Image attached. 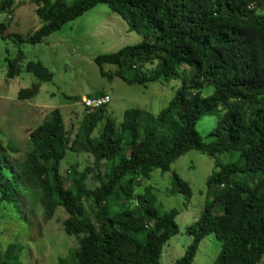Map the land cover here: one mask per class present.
I'll return each mask as SVG.
<instances>
[{
  "label": "trees",
  "instance_id": "obj_1",
  "mask_svg": "<svg viewBox=\"0 0 264 264\" xmlns=\"http://www.w3.org/2000/svg\"><path fill=\"white\" fill-rule=\"evenodd\" d=\"M43 26L28 39L32 45L76 20L98 4H107L129 23L130 31L155 30L154 40L127 46L116 53L99 55L100 75L112 81L144 88L183 77L169 104L159 113L130 108L121 128L108 114L107 104L84 112L76 138L67 130L61 109L56 108L30 133L29 150L18 174L10 172L8 154L0 147V210L13 207L30 186L47 219L62 207L68 236L78 247L61 264H162L165 245L179 233L172 209L161 213L151 186H144L155 170L167 172L179 156L191 150L210 155L236 151L235 161L219 164L208 179V198L198 221L189 226L194 241L174 264H192L201 241L215 234L221 251L214 264H261L264 257V0H33ZM14 0L0 1V15L13 11ZM12 20V17L11 19ZM7 22H0V37ZM20 43L25 40L14 36ZM24 53L9 62L7 78L22 72ZM104 65L115 67L107 72ZM150 65L151 69L146 66ZM188 67V71L183 69ZM26 71L37 83L18 92L20 100H32L52 74L40 63ZM214 93L203 96L205 86ZM106 97L88 96L96 99ZM108 97V96H107ZM74 103L81 98L66 96ZM222 108V110L220 109ZM207 114L218 123L205 142L197 130ZM100 134L93 136L101 127ZM16 153L15 145L7 146ZM129 152V154H128ZM90 154L95 171L68 168L64 181L61 164L68 154ZM105 167V169H103ZM99 186L91 190L87 181ZM14 175V176H12ZM172 194L192 198L189 184L173 174ZM143 187V191L137 190ZM83 199L90 200L85 208ZM16 206V205H15ZM0 264H22L17 243L0 252Z\"/></svg>",
  "mask_w": 264,
  "mask_h": 264
},
{
  "label": "rangeland",
  "instance_id": "obj_2",
  "mask_svg": "<svg viewBox=\"0 0 264 264\" xmlns=\"http://www.w3.org/2000/svg\"><path fill=\"white\" fill-rule=\"evenodd\" d=\"M14 1L13 11L0 15V22L8 23L6 34L13 36L8 39L0 37V147L7 151L6 167L13 174H18L20 163L29 150L30 133L54 109H61L66 128L74 139L80 131L84 112L88 111L83 105L85 97L98 96L99 93L108 96V114L115 119L117 128L120 129L126 110L140 108L157 114L169 104L184 82L181 76L169 83H152L144 88L128 85L119 78L109 81L100 75L96 57L116 53L143 40H154L157 35L155 30L130 31L128 21L107 4H98L45 37L42 43L32 45L27 39L43 26V20L36 13L33 0ZM16 35L25 41L20 43L14 37ZM19 50L24 53L22 72L17 79L9 80V62L18 58ZM30 62H40L52 74L53 79L49 83H43L39 94L32 100H20L19 90L31 88L38 82L32 73L26 71ZM147 67L151 69L147 65L145 70ZM104 69L112 72L115 67L104 65ZM183 69L188 71L187 66H183ZM213 93L212 85H206L202 90L203 96ZM66 96L81 100L69 103ZM218 119L217 115L207 114L198 122L197 130L205 142L212 140L209 135ZM100 126L93 134L94 137L100 134L102 125ZM9 145H15L17 152H9ZM238 156L236 151L210 155L203 150H191L173 161L169 171L155 170L149 181H143L144 186L153 188L157 199L156 207L161 213L172 209L179 211L176 219L179 233L165 245L162 264H174L185 255L194 241V236L187 229L204 212L209 195V177L218 169L219 164L235 161ZM72 163L77 164L78 171H84L88 167L96 170L92 155L74 153L72 158L68 154L61 164L67 186L70 185L67 172ZM174 173L188 183L192 190L188 208L185 207L187 200L183 194L171 193ZM21 184L23 191L16 199V206L0 210V252H4L9 244L17 243L22 264H61L60 259L67 258L78 247L77 239L64 231L63 222L68 215L60 207L53 219H47L34 190L24 182ZM87 186L91 190L99 186L93 174L88 179ZM141 191L143 187L137 193ZM83 203L90 211V200L83 199ZM220 251L221 243L215 234H210L201 241L192 264H214ZM261 264H264V257Z\"/></svg>",
  "mask_w": 264,
  "mask_h": 264
},
{
  "label": "built area",
  "instance_id": "obj_3",
  "mask_svg": "<svg viewBox=\"0 0 264 264\" xmlns=\"http://www.w3.org/2000/svg\"><path fill=\"white\" fill-rule=\"evenodd\" d=\"M9 19H11V16H8ZM110 99L109 97H103V98H96V99H90L85 97L83 99V105L89 109V110H94L96 108H100L103 105L109 104Z\"/></svg>",
  "mask_w": 264,
  "mask_h": 264
}]
</instances>
